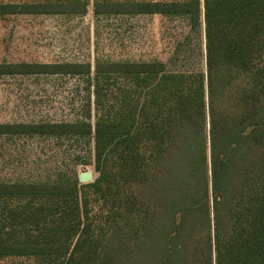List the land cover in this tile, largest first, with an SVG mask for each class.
<instances>
[{"label": "trees", "instance_id": "1", "mask_svg": "<svg viewBox=\"0 0 264 264\" xmlns=\"http://www.w3.org/2000/svg\"><path fill=\"white\" fill-rule=\"evenodd\" d=\"M90 1L0 3V15H85ZM203 6L202 12V0L93 2L100 18L175 14L197 36L204 31L205 67L190 73L159 59L97 60L94 67L0 61V75L67 73L89 83L123 75L139 87L131 108L138 111L94 125L0 123V135L94 134L99 170L88 182L79 175L0 181V198H49L55 208L40 207L56 230L35 239L0 237V256H65L64 264H264V0Z\"/></svg>", "mask_w": 264, "mask_h": 264}, {"label": "rangeland", "instance_id": "2", "mask_svg": "<svg viewBox=\"0 0 264 264\" xmlns=\"http://www.w3.org/2000/svg\"><path fill=\"white\" fill-rule=\"evenodd\" d=\"M93 2L85 15L0 17V61H91L94 67L97 60L159 59L177 72L190 73L205 67L200 52L205 47L204 31L197 36L185 19L172 21L162 15L141 14L100 18L93 13ZM135 88L139 90L131 77L123 75L100 77L98 83L97 79L89 83L84 76L67 73L0 75V123L87 119L94 125L97 119H115L133 108L132 99L138 94ZM84 171H91L93 180L99 176L94 134L0 135V181H76ZM255 183L257 187L259 182ZM41 205L55 208L49 198H0V237L35 239L55 232L51 223H46L50 216L41 211ZM89 205L93 210L98 207L92 202ZM227 247L231 249L234 243H227ZM228 261L229 255L225 263ZM64 262L65 256L56 260L46 256H0V264Z\"/></svg>", "mask_w": 264, "mask_h": 264}, {"label": "crops", "instance_id": "3", "mask_svg": "<svg viewBox=\"0 0 264 264\" xmlns=\"http://www.w3.org/2000/svg\"><path fill=\"white\" fill-rule=\"evenodd\" d=\"M38 1H44V0H0V3H10V2H13V3H20V4H25V3H28V4H32V3H36ZM143 1H147V2H151V1H164V2H170V3H179V2H182L184 0H143ZM203 3H204V0H202V12L204 10V6H203ZM21 14H24V15H27V14H35V15H69V14H64V13H18V14H5V15H0V17H5V16H8V15H21ZM203 14V13H202ZM141 15H162L170 20H184L183 17L181 16H176L175 14H170V15H167V14H162V13H153V14H149V13H144V14H141ZM186 20V19H185ZM202 28L204 29V19L202 18ZM186 26L190 27L188 21L186 20Z\"/></svg>", "mask_w": 264, "mask_h": 264}, {"label": "water", "instance_id": "4", "mask_svg": "<svg viewBox=\"0 0 264 264\" xmlns=\"http://www.w3.org/2000/svg\"><path fill=\"white\" fill-rule=\"evenodd\" d=\"M79 179L82 182H88L93 180V173L91 171H84L79 174Z\"/></svg>", "mask_w": 264, "mask_h": 264}]
</instances>
